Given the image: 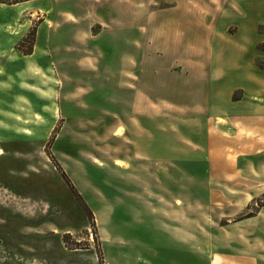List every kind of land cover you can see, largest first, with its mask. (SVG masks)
<instances>
[{
	"label": "rangeland",
	"instance_id": "374dc122",
	"mask_svg": "<svg viewBox=\"0 0 264 264\" xmlns=\"http://www.w3.org/2000/svg\"><path fill=\"white\" fill-rule=\"evenodd\" d=\"M256 12L0 0V264H264V98L203 97L238 32L264 70Z\"/></svg>",
	"mask_w": 264,
	"mask_h": 264
},
{
	"label": "crops",
	"instance_id": "0c3cea01",
	"mask_svg": "<svg viewBox=\"0 0 264 264\" xmlns=\"http://www.w3.org/2000/svg\"><path fill=\"white\" fill-rule=\"evenodd\" d=\"M182 1L183 0H179V3H182ZM259 1L261 0H252V2L255 3V7L257 10L256 16L260 10H264V7L261 5ZM19 4H23V3H19ZM19 4L12 5L10 7L17 6ZM254 18L261 20V22L264 21L263 19L259 17L257 18L254 16ZM17 24H18L17 17H13V16L5 17L3 20L0 21V31L2 34L8 37L6 34L8 31H6L5 28H9L14 31ZM236 38H239L238 44L241 43L243 48L246 47L245 50H243L242 48L233 47V49L229 48V50L225 51V57L227 59V62H226L227 66L225 68L224 76H221L215 80L214 79L213 80L204 79L205 90H207V92L205 91V94L203 95L204 98H213L214 93L215 94L217 93L216 89H218L219 87H225L227 85L235 86L232 92H230L229 97H231L236 92L240 93L239 98H242V99L236 101V103L243 102V99L250 98V95H251V98H253L254 96L258 98H264L261 93H257V95H254L255 92H259V91H256V87L253 85L255 76H258V73H264V70L263 68H260L259 66L254 64L255 57L250 54V51H251L250 47L248 45L243 44V42H241L239 32L237 33ZM195 65H197V63H195ZM208 65L210 66V64L207 63V60H206V62L204 61L201 68L208 70L209 68ZM261 76H264V75H261ZM248 86L250 88H253L255 91L252 90L250 93H248V89H247ZM169 88H170V91H172L173 85L169 84ZM203 261L207 262L208 264H226L227 263L226 260H203ZM202 263H203L202 260H194L192 262V264H202ZM233 263H235V261ZM163 264H174V263L170 261V262H166ZM182 264H190V263L189 261H183Z\"/></svg>",
	"mask_w": 264,
	"mask_h": 264
},
{
	"label": "trees",
	"instance_id": "16d2710c",
	"mask_svg": "<svg viewBox=\"0 0 264 264\" xmlns=\"http://www.w3.org/2000/svg\"><path fill=\"white\" fill-rule=\"evenodd\" d=\"M15 4V3H14ZM260 50L264 51V44H262L260 47H259ZM31 54V51L24 54V55H30Z\"/></svg>",
	"mask_w": 264,
	"mask_h": 264
}]
</instances>
